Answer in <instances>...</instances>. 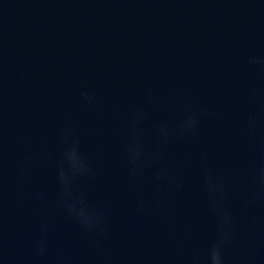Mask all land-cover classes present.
<instances>
[{
	"label": "water",
	"instance_id": "water-1",
	"mask_svg": "<svg viewBox=\"0 0 264 264\" xmlns=\"http://www.w3.org/2000/svg\"><path fill=\"white\" fill-rule=\"evenodd\" d=\"M264 264V0H0V264Z\"/></svg>",
	"mask_w": 264,
	"mask_h": 264
},
{
	"label": "clouds",
	"instance_id": "clouds-1",
	"mask_svg": "<svg viewBox=\"0 0 264 264\" xmlns=\"http://www.w3.org/2000/svg\"><path fill=\"white\" fill-rule=\"evenodd\" d=\"M211 264H222L220 252L217 248L213 247L210 255Z\"/></svg>",
	"mask_w": 264,
	"mask_h": 264
}]
</instances>
